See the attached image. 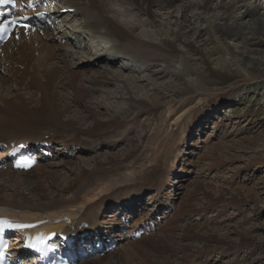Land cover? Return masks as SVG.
Here are the masks:
<instances>
[{
	"label": "bare ground",
	"instance_id": "6f19581e",
	"mask_svg": "<svg viewBox=\"0 0 264 264\" xmlns=\"http://www.w3.org/2000/svg\"><path fill=\"white\" fill-rule=\"evenodd\" d=\"M59 1L62 8L76 9L73 18L81 20L93 49L100 52L72 57L69 48L75 39L48 29L21 36L0 50V149L21 143L40 155L28 172L0 171V220L36 225L43 235L55 233L72 241L65 255L74 258L73 264H207L204 255L210 252L222 257L238 252L228 246L229 235L245 240V234L224 220L218 208H240L226 194L252 158L228 154L222 140L204 141L200 152L191 150L198 148L196 139L206 122L234 95L213 87L214 80L199 74L178 47L200 53L210 69L206 56L218 54L234 68L239 77L235 84L256 86L250 83L260 81L258 72L251 69L264 67L259 60L264 51L251 47L256 39L262 42L264 17L247 5L245 19L235 12L237 2L228 7L188 1L173 10L180 0ZM114 2L122 3V10ZM127 15L130 20L122 21ZM145 25L158 29L156 35L150 36ZM203 36L217 47L201 51L198 39ZM121 59L141 66L149 60L162 62L172 69L175 82H186L185 95L163 101L165 91L177 86L174 82L164 91L137 95L139 78L103 67ZM122 69L128 71L127 66ZM110 86L117 90L104 91ZM99 93L108 99L120 95L124 107L110 109L95 97ZM122 131L124 136L114 141ZM174 141L179 145L173 146ZM103 150L104 158L99 156ZM78 151L90 158H79ZM165 154H172L166 167L161 163ZM242 158L243 163H231ZM189 174L193 178L188 182ZM261 194L264 188L250 196L256 202ZM185 207L201 218L182 223ZM22 234L17 231V243ZM250 264L261 263L252 259Z\"/></svg>",
	"mask_w": 264,
	"mask_h": 264
},
{
	"label": "rangeland",
	"instance_id": "374dc122",
	"mask_svg": "<svg viewBox=\"0 0 264 264\" xmlns=\"http://www.w3.org/2000/svg\"><path fill=\"white\" fill-rule=\"evenodd\" d=\"M188 1L190 2L207 1L212 6L214 5L218 6L223 4V6L226 5L228 7H232L230 5H233V3L237 2L238 4L235 8V12L240 14L242 17L245 16V19H248L245 13L247 5L249 7L255 8V16L264 17V0H180L178 3L174 5L175 7L172 9L173 10L177 9L180 5L183 4V2L185 3ZM112 6L115 7L117 10H122L123 8L122 7L123 4L118 2L112 3ZM129 15H132V13L130 12ZM120 18L122 21L125 22L130 20V17H128V15L121 16ZM80 23L81 20H79V18H77L76 21L73 20V28H77L75 30H79L78 35H81V40L83 39L87 44L86 46L87 49L84 52L83 50H80L81 51L80 52L78 49V45L80 43L77 42L75 39L72 45H70V47L74 48L72 52L70 51L71 55L77 54L85 58L87 57V54L85 53L88 52H90L91 54H98L100 51L93 49L92 46H94V44L92 43V41H90L89 43V41L86 40L88 38L86 34H84L83 31L81 30ZM143 29L151 32V34L149 33L150 36L156 35L158 30V29L150 28L148 25H145ZM138 33L141 34L140 31ZM230 42L234 47L238 49L241 46L240 42L237 41H230ZM254 42L255 44L251 48L256 47L259 50L264 51V36L262 37L261 43L260 40L257 39L254 40ZM198 45L201 51L212 50L213 48L215 49L217 47L216 44L214 43L210 44L207 42V36H203L202 39L201 38L198 39ZM178 48L181 49L180 51H182L185 54V56L189 57L190 60H193L191 65H193L192 67L194 69L197 68L199 74L206 76L210 80H214V82H212L213 87H219L221 89H224V91L229 92L227 95L229 94L234 95L231 98L230 102L228 103L224 102L227 105L224 107L222 106V108L219 110V113L218 112L216 113L215 111L216 113L214 115L215 118H213L212 121H210L209 123L206 122L204 129L205 132L203 131V133H201L196 139L195 147L198 148H192L191 150H196L197 152H200L204 148V144H205L203 143L204 141H207V143H209L212 141L217 142L222 140L227 144L228 154L229 153L231 154L236 153L239 155L244 154L245 160L246 158L249 157L252 158L250 164H246L243 167V169L239 171L240 173H238L235 176L232 182L234 185L231 187L230 192L226 194L227 198H229L230 196H234L240 202L241 204L240 208L236 209L232 206L218 208V210H220V212L223 214L224 220L225 219L229 220L236 227V230L240 232V234L243 235L245 234L243 236L245 237V240H240L242 238L239 235L230 233L229 235L230 239L228 241L230 245L228 246L231 247L236 246L237 248H239L238 252L227 257H222L219 252H215V253L210 252L209 254L204 255L205 258H207L208 260L207 264H211V263L250 264L252 259L259 261L261 264H264V194H261L259 196L260 198L258 197L259 199L256 202H254L250 196L255 189L259 188V190H261L264 188V186H262L264 184V78H263L264 67L263 66L259 67L258 70L251 69L252 73L258 72V74L255 73L253 74L257 75L260 81L250 83V84H256V86L255 85L249 86L246 84L243 85L242 88H240L241 87L240 85L235 84L236 83L235 81L239 77L233 74L234 68L230 66L229 61L225 62L220 58L218 54L213 53L211 54V56H206V59H209L211 61L212 68L210 69L208 68V65L204 63L205 58H202V56H200V53L199 54L198 52L189 53L187 52V48L183 46H179ZM259 60L263 61L264 55L263 56L261 55ZM148 62L149 63L147 65L141 66L137 64H130L129 62L121 59L118 63H115L112 66L103 63V67L107 66L112 71L120 73L125 78H127L128 76H135L136 78H139L138 79L139 83L137 84L142 85V88H141V92L137 93V91H135L137 95H142L145 94L146 92L152 94L155 93L156 91L159 92L163 89L165 90V88H167L168 85H170L173 82L177 86H175V89L173 90L165 91V97L163 101L179 100L180 98L175 95H180L182 93L183 95H185L183 85L186 84V82L184 80L175 82L176 77L174 78V75H172V69L166 67L165 64H163L162 62L156 63L150 60ZM240 63L243 67H248L247 61H241ZM122 66L124 67L127 66L128 71L123 70ZM217 74L220 75V78L216 77ZM179 83L181 84L180 87H179ZM119 86H121V84H119ZM103 89L104 91H108V92L112 91V93L117 90V88L114 86H110ZM107 96L108 95L104 93H99L95 97L100 100H104L105 106L110 107V109L112 108L115 111H118L122 107H124L123 102L125 103V101L123 98H121L120 95H117L116 97L110 96L109 99L107 98ZM124 96L126 97V95ZM218 119L219 121L217 122ZM143 122L148 123L149 121L143 118ZM142 131L143 130L140 131L139 135L142 133ZM124 134L125 132L123 131L120 132L119 134L120 136L117 137L114 141H118V139L123 137ZM135 139L139 141V136ZM251 140L253 141L251 142ZM237 143H239L240 145L239 144L237 145ZM172 145L178 146L179 144L174 141ZM249 147L251 151L249 150ZM76 153L78 154L79 158H83V159L90 158L88 157L87 154L84 155L79 151ZM106 153L107 152L104 150L100 151L99 156L104 158L106 156ZM171 158H172V154L170 155L165 154V156L163 155L161 159V163H165V167L169 166L170 164L169 162L171 161ZM244 158L234 159V161H232L231 163L234 164L237 162L243 163L245 161ZM212 174L213 173H210L209 176H211ZM185 176H186L185 180H187L188 182L191 181V179L193 178V176H191L190 174ZM219 180L223 181V177L221 178L220 176ZM184 209L185 210L182 213V220H181L182 223H186L194 220L198 221V219L201 218L199 217L197 219L196 218L197 216L192 214V208L185 207ZM200 211L196 214L200 215ZM202 218L204 219V216H202ZM242 228H244L245 230ZM204 260L205 259H202V261ZM195 262H199V261L195 260Z\"/></svg>",
	"mask_w": 264,
	"mask_h": 264
},
{
	"label": "snow or ice",
	"instance_id": "6c2138e0",
	"mask_svg": "<svg viewBox=\"0 0 264 264\" xmlns=\"http://www.w3.org/2000/svg\"><path fill=\"white\" fill-rule=\"evenodd\" d=\"M0 4H12L15 6V0H0ZM18 24V21H6L3 24H0V34H7L9 31V27L11 25ZM24 27H28L27 25H23ZM19 166V165H18ZM27 228L32 227V225H24V224H13L5 220H0V232H3L5 228ZM33 247L35 245H32Z\"/></svg>",
	"mask_w": 264,
	"mask_h": 264
}]
</instances>
